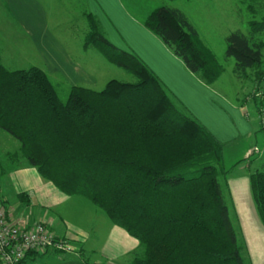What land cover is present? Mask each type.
I'll list each match as a JSON object with an SVG mask.
<instances>
[{
  "label": "trees",
  "instance_id": "16d2710c",
  "mask_svg": "<svg viewBox=\"0 0 264 264\" xmlns=\"http://www.w3.org/2000/svg\"><path fill=\"white\" fill-rule=\"evenodd\" d=\"M87 18L85 45L135 80L110 79L101 90L73 85L62 101L41 68L9 70L0 62V128L43 179L89 200L138 241L131 264H245L218 178L231 169L224 168V144L135 53L113 45ZM144 26L204 84L224 71L181 11L155 8ZM248 26V34L226 37L225 53L238 77L254 73L252 98L261 112L264 43L255 35L264 20ZM249 182L264 226V172L250 173Z\"/></svg>",
  "mask_w": 264,
  "mask_h": 264
},
{
  "label": "crops",
  "instance_id": "0c3cea01",
  "mask_svg": "<svg viewBox=\"0 0 264 264\" xmlns=\"http://www.w3.org/2000/svg\"><path fill=\"white\" fill-rule=\"evenodd\" d=\"M0 2L9 10L11 23L18 33L10 40L0 38V62L5 68L17 70L13 68L17 66H12L15 62L11 58L20 63L28 61L31 65L34 63L31 58L34 57L43 64H35L36 67H41L51 75L61 74L72 86L82 85L92 89L97 85V74L74 58L56 32L61 29L60 23L55 22L57 0ZM82 3L86 4V9L80 10L86 22L83 35L85 52L90 47L85 45V36L89 31L87 16L91 15L109 42L135 53L163 82L170 96L224 144V153L228 148L241 146V153L250 155L256 145L251 144L250 140L262 134L258 104L252 100L253 106L248 109L246 102L230 100L221 94L216 83L224 71L210 85L204 84L191 73L182 59L144 26V19L155 8L143 12L134 0H82ZM64 28L69 29L68 26ZM196 32L203 41L199 32ZM3 39L11 45L9 51L2 46ZM27 68L20 66L18 69ZM248 171V167L244 166L240 178L234 177L226 182L228 201L235 218L243 221V224H239L240 232L250 230L252 235L255 234L253 236L264 238V226L250 188L249 175L252 172ZM0 203L6 217L12 222L26 225L43 222L52 233L68 239L74 246V253L70 254L55 251L32 253L24 264H131L134 258L135 248L138 247L135 238L114 225L102 211H95L94 205L87 199L65 195L43 179L36 168L21 156L19 141L1 128ZM83 209L89 212L85 214ZM100 222H103L105 229L99 235L97 230ZM254 240L257 244V239ZM118 258L125 259H122V263H114Z\"/></svg>",
  "mask_w": 264,
  "mask_h": 264
},
{
  "label": "rangeland",
  "instance_id": "374dc122",
  "mask_svg": "<svg viewBox=\"0 0 264 264\" xmlns=\"http://www.w3.org/2000/svg\"><path fill=\"white\" fill-rule=\"evenodd\" d=\"M134 2L135 5L139 6L143 12L161 6L175 8L181 11L190 21L191 25L196 28V31L199 32L203 41L212 49L217 60L224 68V73L216 83L217 90L220 91L221 94L226 95L230 100L246 102L248 109L253 106L252 94L254 92V85L252 78H254V73L249 70L247 76L243 78L238 77L234 73L235 62L232 57L226 56L225 39L231 32L234 31H240L244 34H248V23L250 21H263L264 0H134ZM55 7V22H58V24L60 23L61 27V29L56 30L58 36L67 45L77 61L86 65L90 71L97 74V85L92 89L101 90L105 83L110 79H117L125 82H133L135 80L131 73L105 62L103 57L100 56V54L95 51L93 47H88L86 52L83 50V35L85 33L86 22L81 16L80 10L82 8L86 9V4L82 3V0H57ZM11 22L12 17L10 16L9 10L5 9L2 2H0V38L3 37L6 40H10L18 35ZM73 25L74 28H72ZM65 26H68L69 29L64 28ZM75 28L77 29L74 30ZM255 38L264 43V29L263 31L257 33ZM4 39L2 46L9 51V46L11 45H8ZM9 55L10 57H13L11 53H9ZM11 61L15 62L12 66H17L13 67L15 69H18L20 66L29 68V66H36L35 64L43 66L41 61L34 57L31 58V61L34 62L31 65L28 61H21V63L16 62L17 60L14 58H11ZM262 61L264 69V46L262 48ZM46 73L53 83L59 98L62 101H65L72 85H70L67 79L61 74L56 73L51 75L48 72ZM258 94L260 97L263 95L262 99L264 101V87L259 90ZM260 114L261 115L258 118L261 122L262 134L258 135L256 139L250 140L251 144H256L255 148H253L250 152V155H243L241 153V146L225 150L223 162L224 168L231 169L225 177L219 175L218 178L228 205L230 201H228L229 193L226 182H230V179H233L234 177L240 178L242 176V167H248V172H264V102L262 104ZM252 155L255 156L250 158ZM236 162H238V164L234 166L233 164ZM187 174L192 175L194 174V171ZM89 203L91 202L89 201ZM93 207L94 210L96 209L95 211H101L95 205ZM229 210L230 218L237 235V240L241 246V254L244 259V263L264 264V238L257 235L256 237L253 236L255 234L252 235L250 230L249 232L244 230V233L243 231H241V233L239 224H243V221H238L235 218L230 205ZM83 212L87 214L89 211L87 209H83ZM104 229L105 227L103 222H100L97 233L99 235L102 234ZM254 238L257 239V244ZM258 243L261 244L259 245ZM97 246H99V243H97ZM140 253L141 247L138 243V247L135 248L133 257L136 254L139 255ZM122 259L118 258V260H114V263L117 261L122 263Z\"/></svg>",
  "mask_w": 264,
  "mask_h": 264
},
{
  "label": "built area",
  "instance_id": "2783aa9c",
  "mask_svg": "<svg viewBox=\"0 0 264 264\" xmlns=\"http://www.w3.org/2000/svg\"><path fill=\"white\" fill-rule=\"evenodd\" d=\"M47 251L70 254L74 253V246L52 233L43 222H12L0 203V264H24L28 255Z\"/></svg>",
  "mask_w": 264,
  "mask_h": 264
}]
</instances>
